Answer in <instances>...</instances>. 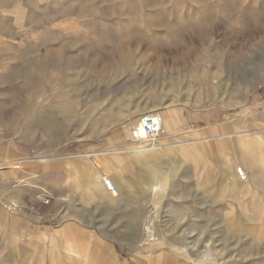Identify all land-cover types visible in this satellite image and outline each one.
<instances>
[{
    "label": "rangeland",
    "instance_id": "374dc122",
    "mask_svg": "<svg viewBox=\"0 0 264 264\" xmlns=\"http://www.w3.org/2000/svg\"><path fill=\"white\" fill-rule=\"evenodd\" d=\"M0 264H264V0H0Z\"/></svg>",
    "mask_w": 264,
    "mask_h": 264
},
{
    "label": "bare ground",
    "instance_id": "6f19581e",
    "mask_svg": "<svg viewBox=\"0 0 264 264\" xmlns=\"http://www.w3.org/2000/svg\"><path fill=\"white\" fill-rule=\"evenodd\" d=\"M146 118H149V122H146V123H149L150 125L158 123L161 125L162 130H171L176 125V122L173 121V118H171L170 115H168V116L164 115L163 116L160 113H156V112H149L147 114L142 115L139 119L138 125L136 127L131 128V130H130V134H131L132 139L135 141L140 140L139 142H137L135 144L129 145L130 146L129 150L132 151V154H131L132 158H137V159L138 158H144L146 156H154V155H157L159 153L157 151L158 150L157 148H159L160 146L157 147L155 144H150L149 145L150 148H148V147H146L147 141L145 139H142L145 137L144 121ZM134 132L136 134V136H135L136 138L134 137ZM257 137L259 138L258 135H257ZM123 138L125 139V136H123ZM258 143H260V142H258ZM262 144H263V142L260 145H262ZM243 150L245 153V162H246L248 169L250 171H252V172L254 171L256 174H258L257 172H260V168H259L258 163H256V161H254V156H253L254 151H253V149L250 148L249 143L247 141H246V143H244ZM260 164L263 165L261 162H260ZM225 166L227 167V169L230 170V173L232 174L231 179H229L228 185L231 186L232 188H234V191L237 193L247 192L249 181L246 180L247 179L246 173H244L245 178L242 179L238 174L239 168L238 167L236 168L234 165V162L231 160H226ZM236 175L241 180L240 182L237 181ZM100 179L102 180L103 185L106 189H104L102 187V185L99 183L98 180L94 184V188L97 190V192H99V194L103 198L109 200L110 202H114L115 201L114 198L119 197L120 191H122V186L120 185V183L118 181L111 180L110 178L100 177ZM106 190L109 192V194L106 192ZM10 202H12V201H9L7 203L9 204ZM9 205H11V204H9ZM69 251L71 253V249H69ZM73 253L75 254L74 251L72 252V254Z\"/></svg>",
    "mask_w": 264,
    "mask_h": 264
},
{
    "label": "crops",
    "instance_id": "0c3cea01",
    "mask_svg": "<svg viewBox=\"0 0 264 264\" xmlns=\"http://www.w3.org/2000/svg\"><path fill=\"white\" fill-rule=\"evenodd\" d=\"M241 123V122H240ZM229 123H221V124H218L217 126H216V128L218 129V130H221L222 128H224V127H226L227 125H228ZM201 131V130H200ZM127 157H130V158H132L131 156H127ZM151 157H153V156H148L147 158H142V160H141V163H145V161L146 160H148L149 158H151ZM133 159V158H132ZM231 161H233L234 162V164L236 163V160H231ZM146 163H148V162H146ZM244 165H246V163L244 164ZM247 166V165H246ZM224 168V169H223ZM248 168V167H247ZM221 170H222V175H223V179H231V173H230V170L229 169H227V167L225 166V162H224V165L221 167ZM225 172H227L226 174H225ZM247 175V174H246ZM236 179H237V181L238 182H240L241 180L238 178V176L236 175ZM1 197H3L4 199H6L7 201H9V200H11V201H13V202H18V200L17 199H15L13 196H2L1 195ZM37 199H39V198H37ZM40 201V200H39ZM19 204H21L20 202H18ZM22 205V204H21ZM23 207V206H22ZM24 208V207H23ZM25 209V208H24ZM27 210V212L26 213H28L30 216H36L37 217V214H35V213H33L32 211H30V210H28V209H26ZM62 230H64L65 231V233H68V232H70L69 231V227H64V228H62ZM62 230H60V231H62ZM60 234V233H59ZM69 234V233H68ZM69 244H67V246H68ZM76 247V246H75Z\"/></svg>",
    "mask_w": 264,
    "mask_h": 264
},
{
    "label": "built area",
    "instance_id": "2783aa9c",
    "mask_svg": "<svg viewBox=\"0 0 264 264\" xmlns=\"http://www.w3.org/2000/svg\"><path fill=\"white\" fill-rule=\"evenodd\" d=\"M146 122H149V118H146L145 121H144V133H145V138L147 142L153 144L154 142H156V140L158 139V136L161 134L162 132V129H161V125L160 124H149V123H146ZM136 136L135 132H134V137ZM136 138V137H135ZM242 169L239 168L238 169V174L239 176L244 179L245 178V175H244V172L241 171ZM112 191V190H111ZM42 203L44 205L48 204L49 203V200L48 199H45L42 201Z\"/></svg>",
    "mask_w": 264,
    "mask_h": 264
}]
</instances>
